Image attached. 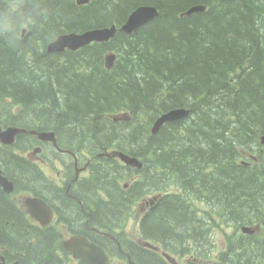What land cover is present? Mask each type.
Masks as SVG:
<instances>
[{
	"label": "trees",
	"instance_id": "trees-1",
	"mask_svg": "<svg viewBox=\"0 0 264 264\" xmlns=\"http://www.w3.org/2000/svg\"><path fill=\"white\" fill-rule=\"evenodd\" d=\"M140 4L164 12L134 33L117 31L109 41L78 50L47 51L60 34L120 26ZM196 4L207 9L181 15ZM0 14L12 20L0 32V122L7 117L8 125L93 142L95 160L105 159L101 150L115 145L146 165L155 159V168L165 165L170 172L187 174L191 187L200 182L202 199L212 193L234 208L239 228L264 220V166L235 160L245 155L239 148L247 150L264 135V0H90L86 5L77 0H0ZM115 51L108 69L105 57ZM176 107L190 108V115L152 135L156 118ZM124 113L131 120L114 119ZM134 187L141 191L138 183ZM120 191L113 185V202L121 210ZM183 198L184 193L162 194L158 204L163 202L164 214L154 220L144 217L142 237L184 264L192 256L187 264H217V259L264 264V235L240 230L238 237H228L226 250L213 256L214 226L187 212ZM105 208L107 215L115 210ZM245 209L256 210L252 213L258 218L246 217ZM4 214L0 210V218ZM262 223L257 225L264 229ZM1 226L2 234L18 236L11 224ZM25 235L16 238L15 246L35 245L37 254L40 244ZM128 251L138 264L171 262L152 248L129 245ZM39 257L28 262L36 264Z\"/></svg>",
	"mask_w": 264,
	"mask_h": 264
},
{
	"label": "flooded vegetation",
	"instance_id": "flooded-vegetation-1",
	"mask_svg": "<svg viewBox=\"0 0 264 264\" xmlns=\"http://www.w3.org/2000/svg\"><path fill=\"white\" fill-rule=\"evenodd\" d=\"M5 126L3 125L2 128ZM30 129L28 131L31 136L18 135L19 139L16 136L11 143L0 141V210L2 214L5 213L3 210L8 211L0 218V229L2 223L7 226L11 224V227L18 232V236L10 237L2 234L0 230V264H30L28 260L35 259L38 253L40 257L36 264H45L47 261L50 262L48 264H116L114 263L116 257L125 258L128 264H138L128 251L129 245L152 248L161 252L162 256L166 250L143 237L138 241H125L121 238L123 230L120 228L128 223L134 206L146 201L149 205L140 219L142 224L145 216L152 220L163 216L164 213L161 212V207H164L163 202L159 204L157 202L159 195L184 193L183 201L181 200L182 207L194 217L198 214L202 216L198 209L204 202L200 196V182H196L197 185H194L196 187L191 188L190 182L186 183L185 180V177H188L187 174L170 172L169 167L165 165L155 168L151 164L156 161L151 159L149 165H143L146 168L141 166L146 169V176H144L142 168L137 171L136 165L127 163L121 156L115 155L116 150L102 152L105 159L95 160L92 158L93 154L88 142L79 141L78 144H74L68 141H62L63 143L57 141L55 145L51 140H43L30 132L45 130ZM82 149H86L87 154L82 152ZM256 154L257 150L253 148L252 152L246 154V159L242 160V163L248 167L259 163ZM237 159L239 158L235 160ZM237 164L241 163L238 161ZM206 165L209 167L210 163ZM128 167L129 171L135 174L129 180L124 175ZM155 175H161L166 180L163 183H160L158 179L156 182H151L150 177ZM171 175L177 177V183L169 181ZM23 177L28 180H24ZM143 179L144 183L141 181ZM136 183L139 184L141 191H138L137 187L133 188ZM171 184H174L176 188L170 189ZM113 185H117L121 190L120 198L119 192L116 196L121 201V210L113 202L111 195ZM211 196L213 197L212 193ZM30 203L36 205L34 212ZM117 204L119 205L118 201ZM105 207L115 210L111 215H107L108 209ZM231 210L234 213V208ZM211 216L214 219H211ZM258 216L256 213L246 215L248 218H258ZM202 217L208 220V224H212L211 222L216 224L213 211H210L209 215L203 214ZM255 223L263 224L259 221L246 224ZM258 229L260 227L256 226L255 229L250 228V231L246 233L254 234ZM25 234L31 237L33 242L38 241L40 244L37 245L39 246L37 254L33 253L35 245L15 246L16 238L24 237ZM77 236L84 237L102 248L106 259L101 263V258L95 253L94 262L75 256L74 250L67 248L66 243ZM44 246L42 253L40 250ZM191 259L188 258L187 262ZM175 260L168 264H184L177 257Z\"/></svg>",
	"mask_w": 264,
	"mask_h": 264
},
{
	"label": "water",
	"instance_id": "water-1",
	"mask_svg": "<svg viewBox=\"0 0 264 264\" xmlns=\"http://www.w3.org/2000/svg\"><path fill=\"white\" fill-rule=\"evenodd\" d=\"M88 1L89 0H77L79 4H84L87 3ZM205 10H206V5L198 4L197 6L185 11L181 15L188 16ZM152 11H155L153 7L139 6L135 8L129 14L127 20L119 27V29L114 24L112 26L93 28L83 32L60 34L55 40L51 41L47 45V51L64 52L67 49L78 50L93 42H106L109 41L111 38H113L118 30L126 34H131L139 26L147 23V17ZM115 59H116L115 53H111L107 55L106 66L108 68H111L115 62ZM181 113H183V111L172 109L168 111L165 115L162 114L161 116L158 117V119L154 123L153 126L154 131L157 130V125L159 123H161L164 120L176 121L181 116ZM0 131H1L0 141L4 143H11L12 141L15 140V135L21 133L20 127H16V126H9L4 130L0 126ZM30 132L35 133L43 140L44 139L54 140L53 131L48 132V131L32 130ZM261 143L264 144V137L261 138ZM121 158L127 163L137 164L138 166H140L139 162H137L136 160L128 159V157L124 154L121 155ZM30 207L34 212L36 209V205L34 203H30ZM243 231H250V229L248 227H244ZM66 247L74 250L75 256L81 257L89 262L95 261L94 253L96 256L101 258V263L106 259L104 250L102 248L97 247L95 244L91 243L88 239L84 237H80V236L74 237L71 241L66 243ZM166 256L167 258L171 259L169 255L166 254Z\"/></svg>",
	"mask_w": 264,
	"mask_h": 264
},
{
	"label": "rangeland",
	"instance_id": "rangeland-1",
	"mask_svg": "<svg viewBox=\"0 0 264 264\" xmlns=\"http://www.w3.org/2000/svg\"><path fill=\"white\" fill-rule=\"evenodd\" d=\"M159 16H160V14H159ZM185 119L186 118H184L182 120H185ZM179 121H181V120H179ZM184 124H186V122ZM188 126H190V125H187V127ZM90 144H93V142H90ZM88 145H89V142H88ZM257 145H258V143L256 145H253V144L248 145L247 151H251V147H249V146L257 147ZM78 149H80V147ZM89 149H90V147H89ZM116 149H117L116 147H108L105 150H103V152H105V151H111L112 152L113 150H116ZM242 150H246V148H239V151H242ZM81 151L84 152L85 154H87L86 149H82ZM89 156H90V154H89ZM238 157H239L238 161L240 163H242V160L246 159V157L241 156V154H239ZM261 159L262 160L259 163H257V164H260L259 165L260 168L262 165L264 166V164H263L264 163V153L261 155ZM151 165L156 166L157 163H154V161H153V164H151ZM253 167H255V164L253 165ZM208 168L209 167H206V169H208ZM150 170H151V168H150ZM169 170H170V168H169ZM124 175H125V178L127 180H129L132 177H134L135 174L131 173L129 171V169H127L124 172ZM155 177L159 180L160 183H163V181L166 180L161 175H155ZM169 181L171 183L172 182L177 183L178 179L176 176L171 175L169 177ZM172 188H176V186L174 184H171L170 189H172ZM173 191H175V189H173ZM176 191H178V190H176ZM154 193H157V192L154 191ZM215 196H213L212 198H210L209 196H206L205 199L202 200L204 202L201 204V206L198 209L200 210L202 216L205 213L209 215L208 212L213 211L214 209H216L218 207H220V209L222 211H224V212H222L221 210H219L217 212L213 211V215H215V217H216L217 224H213V222H211L212 223L211 227H213V226L214 227L210 228L211 229L210 238H211V242L214 246V255L213 256L217 257V254L219 252L227 249L228 237H231V236L232 237H238L240 235V233H239L240 228L237 225L238 223L235 222V220H237L236 215H234V213H232V210L229 208L228 204L226 205L225 203L221 202ZM148 207H149V205H147V201L141 202L137 206H134L132 215L129 218L128 223L126 224L125 227L120 228L121 230H123V233L121 234L122 239H124L125 241H130V240H137L138 241V240L142 239L140 219H141L142 215L147 211ZM252 212H256V210L245 209L242 212V214L254 215L255 213H252ZM224 213H227L225 215V217H224ZM261 221L263 222L264 220L261 218ZM262 222H260V223H262ZM252 226H254V225H252ZM257 234L259 236H263L264 235V229L260 228V230H258ZM180 259L182 260L183 258H180ZM217 261H218L217 264H226L224 261L222 262L221 259H217ZM114 263H116V264H128V262L125 258H118V257L114 258Z\"/></svg>",
	"mask_w": 264,
	"mask_h": 264
},
{
	"label": "bare ground",
	"instance_id": "bare-ground-1",
	"mask_svg": "<svg viewBox=\"0 0 264 264\" xmlns=\"http://www.w3.org/2000/svg\"><path fill=\"white\" fill-rule=\"evenodd\" d=\"M49 1V0H48ZM111 1H116V0H111ZM90 2V0L87 2V3H89ZM78 3V2H77ZM86 3V4H87ZM79 4V3H78ZM86 4H84V5H86ZM79 5H81V4H79ZM198 4H196V5H193V6H191L189 9H191V8H193V7H195V6H197ZM140 6H143V7H153L154 9H155V11H152L149 15H148V17H147V23H145L144 25H141V26H139L137 29H135L134 30V32H136L138 29H140L141 27H143V26H145V25H150V23L152 22V21H154V19L155 18H157L158 16H159V14L161 13V11L162 10H160L156 5H152V4H140ZM189 9H187V10H189ZM206 9H207V6H206ZM186 10V11H187ZM85 11V10H84ZM162 12H164V11H162ZM184 13V12H183ZM198 13V12H197ZM188 16H190V15H188ZM153 23V22H152ZM157 26V25H156ZM133 32V33H134ZM69 33H72V32H69ZM115 53H116V51H115ZM119 55V54H118ZM121 58V57H120ZM114 65V64H113ZM105 66H106V60H105ZM107 67V66H106ZM113 67V66H112ZM111 67V68H112ZM108 68V67H107ZM105 69V68H104ZM108 69H110V68H108ZM113 72V71H112ZM70 99V98H69ZM18 101V100H17ZM66 104V103H65ZM50 109V108H49ZM70 109V108H69ZM72 109V108H71ZM32 110V109H31ZM173 110H180V111H183V113H181V116L179 117V119H177L176 121H179V120H182V119H184V118H187L189 115H190V112H191V109L190 108H188V107H176V108H173ZM39 111H41V110H39ZM71 112V111H70ZM168 112V111H167ZM166 111L164 112V113H162L163 115H165L166 113H167ZM42 113V112H41ZM43 114V113H42ZM70 114V113H69ZM162 114H160L159 116H161ZM1 115V114H0ZM158 116V117H159ZM6 117V116H5ZM60 117V116H59ZM158 117L156 118V120L158 119ZM7 118V117H6ZM121 118H124V121H129V120H131V116H130V114H128V113H124L123 115H121L119 118H118V120H120ZM0 120H1V118H0ZM155 120V121H156ZM52 121V120H51ZM155 121H154V123H155ZM176 121H171V120H164V121H162L161 123H159L158 125H157V130L156 131H154V123L152 124V126H151V134L152 135H155V134H157L160 130H161V128H162V126H164L166 123H169V122H176ZM98 123V122H97ZM10 124H12V123H10ZM77 124V123H76ZM11 126H16V127H18L16 124H12ZM49 127V126H48ZM59 127V126H58ZM70 127V126H69ZM73 128V127H72ZM135 128V127H134ZM133 128V129H134ZM20 129H21V133H18V134H16L15 135V137L17 136V138H18V135H24V134H28L29 135V131H28V129H30V128H28L26 125H24V126H21L20 127ZM32 129V128H31ZM30 129V130H31ZM57 129V128H56ZM64 133V132H63ZM27 135V136H28ZM53 137H54V140H51L55 145H57V141H60V142H66V141H68V142H70V143H74V144H78L79 142L78 141H72L70 138V135H69V139L68 138H65V137H60L59 135H58V133L57 132H55V131H53ZM26 136V137H27ZM29 136H31V134L29 135ZM20 137V136H19ZM23 137V136H22ZM68 137V136H67ZM117 137V136H116ZM262 137H264V135H262V136H260V138H262ZM74 138V137H73ZM260 138H259V140H260ZM19 139V138H18ZM27 139V138H26ZM75 139V138H74ZM20 140H21V138H20ZM23 140H25V139H23ZM28 140V139H27ZM30 140V139H29ZM257 141V143H258V146L257 147H259V150H257L256 149V147H254L256 150H257V156H258V159L259 158H261V155L264 153V144L263 143H261L260 141ZM80 141V140H79ZM62 142V143H63ZM89 142V141H88ZM116 144V143H115ZM89 147L91 146V144H90V142H89V145H88ZM113 147H116V145L115 146H113ZM117 148V147H116ZM106 149V148H105ZM104 149V150H105ZM253 150V149H252ZM252 150L251 151H247V150H242V152H244L245 153V157H246V154L247 153H249V152H252ZM102 152H103V150H101ZM259 151H260V154H259ZM122 154H124V155H126L127 157H128V159H130V160H136L137 162H139L140 163V167L137 165V164H134V165H136L138 168H135V169H140V168H142L143 167V165L145 164L144 162H143V160L141 159V158H139V157H137V156H134V155H131V154H129L128 152H126V151H123V150H120V149H116V154L115 155H118V156H121ZM260 156V157H259ZM236 158H239V157H236ZM235 158V159H236ZM132 164V163H131ZM242 165L244 164V163H241ZM146 165V164H145ZM142 166V167H141ZM126 167V166H125ZM144 168V167H143ZM142 168V169H143ZM128 169H129V167H128ZM144 176H146V175H144ZM143 183H144V179L143 180H141ZM195 183V182H194ZM197 185V184H196ZM193 187H196V186H193ZM192 188V187H191ZM198 188V187H197ZM199 189V188H198ZM190 190H192V189H190ZM183 201V200H182ZM183 203V202H182ZM206 225V224H205ZM204 225V226H205Z\"/></svg>",
	"mask_w": 264,
	"mask_h": 264
},
{
	"label": "clouds",
	"instance_id": "clouds-1",
	"mask_svg": "<svg viewBox=\"0 0 264 264\" xmlns=\"http://www.w3.org/2000/svg\"><path fill=\"white\" fill-rule=\"evenodd\" d=\"M12 25V20L4 14H0V32H3L10 28Z\"/></svg>",
	"mask_w": 264,
	"mask_h": 264
}]
</instances>
